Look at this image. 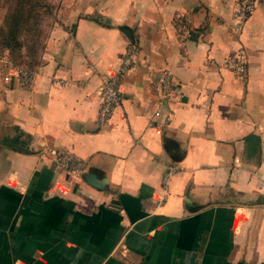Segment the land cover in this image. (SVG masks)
I'll use <instances>...</instances> for the list:
<instances>
[{
  "label": "crops",
  "instance_id": "obj_1",
  "mask_svg": "<svg viewBox=\"0 0 264 264\" xmlns=\"http://www.w3.org/2000/svg\"><path fill=\"white\" fill-rule=\"evenodd\" d=\"M237 5L68 0L33 85L0 54V264H264V0L234 33ZM131 41L136 68L99 127L98 87ZM238 50L244 80L224 64ZM162 70L175 83L163 102Z\"/></svg>",
  "mask_w": 264,
  "mask_h": 264
},
{
  "label": "built area",
  "instance_id": "obj_2",
  "mask_svg": "<svg viewBox=\"0 0 264 264\" xmlns=\"http://www.w3.org/2000/svg\"><path fill=\"white\" fill-rule=\"evenodd\" d=\"M256 5V0H238V5L233 13L234 23L232 30L234 33H239L242 26L253 11ZM191 17L189 14H176L173 26L180 44L184 45L191 33ZM138 51V44L136 42H129L123 51L121 58L115 68L107 75L103 76L98 87V94L100 97V106L98 116L96 119L99 127L106 126L111 120L115 110L120 105L122 100L121 81L124 76L136 68V55ZM225 66L235 75L239 80H244L246 77V60L242 50H238L234 57H229L225 60ZM159 87L160 98L163 102L174 91V80L168 70L159 72ZM18 79L22 86H31L34 83L35 73L26 68L18 70ZM160 114L159 110L155 111L154 116ZM154 122V120L152 121ZM151 122V123H152ZM54 162L62 169L71 173L79 174L85 162L73 157L68 153H59L55 156ZM180 169L179 166H167L163 178L162 186L167 190L170 177Z\"/></svg>",
  "mask_w": 264,
  "mask_h": 264
},
{
  "label": "trees",
  "instance_id": "obj_3",
  "mask_svg": "<svg viewBox=\"0 0 264 264\" xmlns=\"http://www.w3.org/2000/svg\"><path fill=\"white\" fill-rule=\"evenodd\" d=\"M12 1L14 8L5 14L0 26V54L7 50L14 64L31 70L45 47L39 26L43 18L40 12L48 5L38 0Z\"/></svg>",
  "mask_w": 264,
  "mask_h": 264
},
{
  "label": "rangeland",
  "instance_id": "obj_4",
  "mask_svg": "<svg viewBox=\"0 0 264 264\" xmlns=\"http://www.w3.org/2000/svg\"><path fill=\"white\" fill-rule=\"evenodd\" d=\"M38 1L48 5L47 10L43 8V10H41L40 12L41 17L43 18L39 26L41 29V34L43 35V41H44L43 43L44 45H46L47 36L49 32L51 31V28L53 27V19L51 18L58 17V15L61 16L62 14L61 10L65 12V8L68 4V0H38ZM14 5H15V2L12 0H9V1L0 0V17H4L7 12L11 11L14 8ZM2 22H3V18L0 23V26H2ZM5 51L8 54L9 59L12 60L7 50H2L1 54H3Z\"/></svg>",
  "mask_w": 264,
  "mask_h": 264
},
{
  "label": "water",
  "instance_id": "obj_5",
  "mask_svg": "<svg viewBox=\"0 0 264 264\" xmlns=\"http://www.w3.org/2000/svg\"><path fill=\"white\" fill-rule=\"evenodd\" d=\"M121 30L123 31V33H125V35H127L128 37H131V34H130V32H129V30H128L127 28L122 27ZM83 178H84L86 181L90 182L91 184H93V185H97V183L93 182V181L90 179V178H92L91 175H89V174H83Z\"/></svg>",
  "mask_w": 264,
  "mask_h": 264
}]
</instances>
